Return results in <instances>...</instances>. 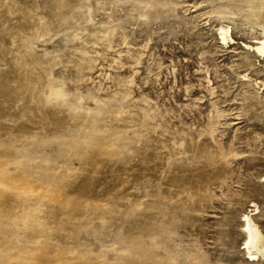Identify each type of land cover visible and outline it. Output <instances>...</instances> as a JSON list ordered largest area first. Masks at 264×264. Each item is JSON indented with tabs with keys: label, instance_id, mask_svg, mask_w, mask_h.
<instances>
[{
	"label": "rangeland",
	"instance_id": "obj_1",
	"mask_svg": "<svg viewBox=\"0 0 264 264\" xmlns=\"http://www.w3.org/2000/svg\"><path fill=\"white\" fill-rule=\"evenodd\" d=\"M220 2L0 0V264H264V58Z\"/></svg>",
	"mask_w": 264,
	"mask_h": 264
},
{
	"label": "bare ground",
	"instance_id": "obj_2",
	"mask_svg": "<svg viewBox=\"0 0 264 264\" xmlns=\"http://www.w3.org/2000/svg\"><path fill=\"white\" fill-rule=\"evenodd\" d=\"M107 1V0H106ZM223 1V0H222ZM224 4L220 2L218 12L223 14V18L234 21V24L247 28L248 30L256 31L260 36H254L250 43H243V47L248 52L264 58V0H225ZM215 3V2H214ZM218 3V2H217ZM167 5V4H166ZM215 9V8H214ZM214 11V10H213ZM216 11V10H215ZM214 11V12H215ZM216 13V12H215ZM219 13V14H220ZM172 14V13H171ZM211 14V13H210ZM217 18V17H216ZM221 19V18H220ZM226 20V19H225ZM217 21V20H216ZM221 22V21H220ZM224 23V22H223ZM233 26V25H231ZM236 29V26L233 30ZM218 37L223 45L229 42L233 43L232 31L227 24H219ZM246 31V30H245ZM240 33V31H238ZM248 33V32H246ZM245 33V34H246ZM236 35V34H235ZM244 35V33H243ZM242 35V36H243ZM240 36V35H239ZM219 40V41H220ZM249 40V39H248ZM236 41V40H235ZM246 50V51H247ZM208 71V70H207ZM244 76H246L244 74ZM260 79V76H259ZM245 81V80H244ZM252 81V80H251ZM259 81V80H258ZM263 81V80H261ZM246 82V81H245ZM260 82V81H259ZM210 83V81L208 82ZM254 83V82H253ZM258 83V82H257ZM263 83V82H262ZM255 85V84H254ZM257 85V84H256ZM261 85V84H260ZM264 85V84H263ZM262 85V86H263ZM261 87V86H260ZM259 87V88H260ZM258 88V87H257ZM258 88V89H259ZM245 97H247L245 95ZM251 97V96H250ZM225 99V98H224ZM248 99V98H247ZM221 100V99H220ZM217 101V100H216ZM249 101V100H248ZM222 102V101H221ZM255 102V101H254ZM201 107V106H200ZM205 108V107H204ZM253 113V112H252ZM251 114V113H250ZM255 114V113H254ZM196 115V114H195ZM197 116V115H196ZM251 116V115H250ZM258 116V115H257ZM191 117V116H190ZM259 117V116H258ZM193 118V117H192ZM198 118V117H197ZM242 118V117H241ZM194 119V118H193ZM189 120V119H188ZM259 120V119H258ZM191 121H193L191 119ZM194 122V121H193ZM219 122V121H218ZM217 122V123H218ZM253 124V123H252ZM253 127V126H252ZM218 128V127H216ZM214 129V128H213ZM215 130V129H214ZM263 130V129H262ZM221 133V132H220ZM216 134V133H215ZM240 135V134H239ZM238 135V136H239ZM244 135V134H243ZM168 137V136H167ZM245 137V136H244ZM240 138V137H239ZM238 139V138H237ZM168 140V139H167ZM264 141V140H263ZM236 143V142H235ZM239 143V142H238ZM172 144V143H171ZM256 144V143H255ZM235 145V144H234ZM240 147V146H239ZM236 148V147H235ZM242 148V147H241ZM245 148V147H244ZM243 148V149H244ZM240 149V148H239ZM181 150V149H180ZM238 151V150H237ZM233 154V153H232ZM161 173V172H160ZM226 177V176H225ZM264 177V176H263ZM261 177V179H264ZM186 195V194H185ZM251 202V201H250ZM253 203V202H252ZM254 208L255 204L250 205ZM254 210L250 209L247 213L241 216L242 227L241 231L244 235V241L241 248L244 250L246 258L251 261H264V223L259 226L252 218ZM264 217V216H263ZM264 220V219H263ZM258 221V220H257ZM237 235V234H236ZM239 246V247H240ZM252 263V262H251Z\"/></svg>",
	"mask_w": 264,
	"mask_h": 264
}]
</instances>
